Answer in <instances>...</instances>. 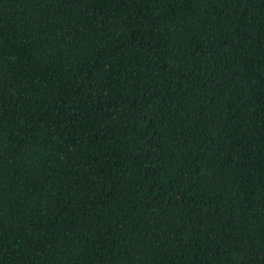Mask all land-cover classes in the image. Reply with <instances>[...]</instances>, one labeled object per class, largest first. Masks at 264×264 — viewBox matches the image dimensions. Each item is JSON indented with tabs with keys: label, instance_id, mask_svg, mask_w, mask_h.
<instances>
[{
	"label": "trees",
	"instance_id": "obj_1",
	"mask_svg": "<svg viewBox=\"0 0 264 264\" xmlns=\"http://www.w3.org/2000/svg\"><path fill=\"white\" fill-rule=\"evenodd\" d=\"M0 264H264V0H0Z\"/></svg>",
	"mask_w": 264,
	"mask_h": 264
}]
</instances>
